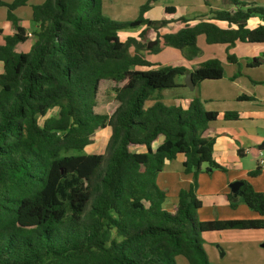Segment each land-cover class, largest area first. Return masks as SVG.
<instances>
[{
  "label": "trees",
  "instance_id": "1",
  "mask_svg": "<svg viewBox=\"0 0 264 264\" xmlns=\"http://www.w3.org/2000/svg\"><path fill=\"white\" fill-rule=\"evenodd\" d=\"M28 1L0 0L13 29L0 44V264H207L204 233L264 229V193L246 181L242 201L258 219L199 221L195 180L179 191L173 212L164 209L157 176L166 162L182 155L183 173L194 179L202 164L221 169L205 137L218 114L203 111L197 96L185 109L166 106L162 93L186 87L175 80L187 69L146 58L172 48L192 61L200 54L199 36L207 45L264 43V8L229 0L235 10L190 24L144 18L157 1L146 0L134 20L115 22L104 17L102 0H43L32 7L30 50L18 53L28 37L13 12ZM253 17L261 25L249 29ZM173 23L176 32L160 31ZM135 28H143L137 37L120 40V31ZM226 60L237 64L233 55ZM261 64L264 54L249 67ZM189 74L195 89L220 80L223 67L210 59ZM101 81L119 85L110 117L94 113ZM51 110L56 113L49 116ZM105 128V156L66 155L83 151ZM260 173L256 167L247 176ZM226 199L235 208L232 195Z\"/></svg>",
  "mask_w": 264,
  "mask_h": 264
},
{
  "label": "rangeland",
  "instance_id": "2",
  "mask_svg": "<svg viewBox=\"0 0 264 264\" xmlns=\"http://www.w3.org/2000/svg\"><path fill=\"white\" fill-rule=\"evenodd\" d=\"M40 0H31L25 7H22L21 10L23 12H29L30 6L34 5ZM237 3L246 4L249 2H255L256 6L264 8V0H235ZM146 2V0H102V10L103 15L107 20L115 21V22H129L134 20L139 14V8ZM165 7H173L175 10L174 15H166L164 12ZM235 6L229 0H157L154 7L148 11V20L151 21H160L161 19H173L176 20L178 18H184L185 20H194L201 18L203 16H209L215 12L219 11H230L234 9ZM145 16V15H144ZM145 18V17H144ZM28 26L32 28V22L26 23ZM175 24V23H173ZM173 24H170L163 28L160 31H164L165 29L171 30L173 29ZM179 26L178 24H175ZM170 27V28H168ZM142 28L135 29H127L121 32H128L129 34H136L140 32ZM172 33V32H170ZM154 37L153 31L149 33V38L152 39ZM31 38V37H30ZM197 46L200 49L199 56L194 59L198 61L196 64L199 65L207 60L216 59L221 62L223 67V76L226 79V74L228 71V67H233L232 76L236 80L242 78L246 84L245 86L249 88L256 87H264V81L257 80L262 76L264 69L261 71H257L256 69H251V74L245 73L247 67L252 63L254 58L244 57L240 55L234 56L237 59V64H230L227 62L226 57L227 54L233 49H223V53L219 52L218 49L206 51L204 49L207 46L204 43V38L201 36V39L197 41ZM222 53L220 57H223L225 60L222 62L217 53ZM231 55V54H230ZM154 56V60L160 66H183L179 61L176 60V57L167 53V49L162 51L157 55H147L146 58H151ZM149 60V59H148ZM152 61V60H150ZM153 61V62H155ZM224 64V66H223ZM264 66V64H261ZM185 67V66H183ZM186 68V67H185ZM264 68V67H263ZM187 69V68H186ZM188 70V69H187ZM230 72V71H229ZM229 78V83L231 84V78ZM185 76L183 78H177L175 81L177 83L185 82ZM235 84V83H234ZM119 85H114L110 81H101L98 86L97 96H96V106L94 108V113L99 115H104L110 117L116 107L117 102L114 98V87ZM235 86H239L236 84ZM241 92V91H239ZM235 93V90H229L226 86L219 83H209V84H199L192 91L186 86H180L173 89L165 90L162 93L163 100H167V98L171 99V102H166L167 105H175L184 107L186 104L184 100H191L193 97L197 96L203 111L208 112L207 109L212 108L215 109L217 105L226 104L225 99L230 96H237L238 93ZM220 100V101H219ZM220 107V106H217ZM213 112V111H212ZM56 113V110L49 111L48 115L52 116ZM110 137V129L105 128L96 132L93 143L87 146L83 151L76 152L71 151L66 155H75V154H99L106 155V146ZM263 159H264V151H263ZM175 161L172 164H176ZM257 167V159L250 155H246L244 158L240 159L239 164H235L233 166H221V169L217 168H209L207 164H202L200 172L197 174V178L194 179L191 175L188 177L191 179V183H195L193 185L195 193H199V195L212 193L221 188L224 184L228 182L232 175V178L239 177L241 175L242 181H246L249 184L255 180L256 177L251 178L247 176L246 173L254 170ZM207 168L209 169L207 171ZM245 171V172H244ZM233 173V174H232ZM232 174V175H231ZM240 179V178H239ZM240 180H235L226 184V192H229L228 186L233 182H237ZM228 195V194H227ZM225 195L224 197L226 198ZM228 202V201H227ZM229 203V202H228ZM231 203L235 205L236 209L237 205L245 206L242 201V196L237 195L232 197ZM247 210H249L247 208ZM230 212V211H228ZM239 212V211H238ZM216 211H213V215L215 217ZM221 216V214H219ZM237 232V236H225V238H219L218 244L215 245L209 244L203 241L202 248L207 255V264H264V229L260 230H245V231H235ZM207 234V233H204ZM202 235L203 240L209 237V235ZM210 234V233H208ZM263 236V237H262ZM262 237V238H261ZM260 239V241H257ZM223 242V243H221ZM218 247V248H217ZM223 254V255H222ZM179 264H186L184 259H180Z\"/></svg>",
  "mask_w": 264,
  "mask_h": 264
},
{
  "label": "crops",
  "instance_id": "3",
  "mask_svg": "<svg viewBox=\"0 0 264 264\" xmlns=\"http://www.w3.org/2000/svg\"><path fill=\"white\" fill-rule=\"evenodd\" d=\"M30 1L31 0H29L28 3ZM4 2L9 4L11 0H4ZM42 2L43 0H40L37 3H34V5H31L29 12L24 13L23 12L24 10H21L22 7L16 9L13 12V14L21 20V26L25 29V32L28 37V39L24 43L19 44L16 47L15 51L18 53H27L30 50V45H31L30 37L32 31L35 29V25L32 23L33 26L31 28L26 23L30 21L32 22L31 20L32 7L36 5H40ZM250 4L256 5L255 2H249L247 3V6ZM154 5L150 8V10L154 7ZM235 8L231 10H235ZM148 11L144 14L145 15L144 17L146 19H148L149 17ZM210 19H211V15L203 16L201 18L188 20V21L190 24H194L199 20L208 21ZM216 23L219 26L222 27L225 26V23L222 22H216ZM259 25H261V21L258 19V17H253L249 19L247 22V27L249 29H254ZM172 26H173L172 31L165 29L164 31L161 32L173 33L176 32L177 29L179 28V26L175 24H173ZM12 33H13L12 26L6 20V9L4 7H1L0 8V44H2L4 37L12 35ZM139 33L140 32H137L136 34L132 35L129 34L128 32H121L120 35L119 32L118 35L120 40L124 41L128 37H133V38L137 37ZM200 39L201 36L197 38V41H199ZM229 48H233L229 52V54L233 56L240 55L255 59V58H259L262 54H264V43H260V44L236 43L234 47H228L226 45H207L204 47L206 51L218 49V51L222 53H223V49H229ZM165 49H167L168 54L176 57V60L179 61L183 66H185L188 69L187 72H189L198 63V61L196 60L186 61L185 59H183V57L177 50H174L172 48H165ZM219 52L217 54L220 57L222 53ZM148 59L152 60V62L155 61L154 56ZM220 60L224 62L225 59L223 57H220ZM263 67L264 66L261 65L258 67H247L245 73L251 74L252 71L250 70L253 68L256 69L257 71L259 70L261 71L262 69H264ZM233 69H234L233 67H228L226 79H224L223 76L220 80L217 81H202L200 83V84L202 83L209 84V83L222 82V84L226 86L229 90H235V93L241 91L238 93L236 97L228 96L225 99L226 104L217 105L220 107L215 106V109L212 108L207 109L208 112H212V111L216 112L218 114V117L216 121L211 122L209 124L208 126L209 129L205 133V137L207 139L212 140L213 160L219 166H223V167L224 166L231 167L235 164L236 165L239 164L241 158H244L246 155H250L249 151L251 149L258 150V146L264 142V87L254 86V88H249L245 86L246 82L242 78L236 80L234 76H232ZM2 71H3V66L2 63L0 62V74L2 73ZM231 76H232L231 80L234 82L230 84L229 78ZM257 80L264 81V72L262 73V76ZM178 84L181 85L182 83L179 82ZM236 84H238L239 86L238 87L235 86ZM239 97H247L250 98V100H239L238 99ZM166 99H167L166 101L163 100V103L165 105H167L166 102L172 101L167 97ZM189 101L190 99L184 100L186 105L182 108L185 109ZM168 106H175V105H168ZM225 113H236L238 115V119L233 121L224 120L223 115ZM173 161L175 162L177 161L176 164H172ZM182 161H183V156L177 155L176 159L165 163L162 171L157 176V185L165 193V201L163 203V207L168 212L174 211L175 206L177 204L179 191L188 188V186L191 184V179L188 178L191 174L183 173ZM242 174L239 175V177H235V178H232V176H237V175H232L226 184L235 180L242 181L241 179ZM226 184L221 186L219 190L212 193H207L202 195H199V193L197 194L195 193L196 198L201 203V208L198 210L197 213L198 220L201 222H209V221H224V220L258 219L259 216L255 212L250 210L247 206L246 207L249 210H247V208H245V206L242 205H237L235 210H233V208L230 207L229 203L227 202V199L224 197L227 194H231L229 187H228L229 192H226L227 190ZM250 185L254 191L264 193V170H261L260 175L257 176L255 180L250 183ZM231 195L232 197H235L233 194ZM214 210L217 212L215 217L213 215ZM219 214H221V216ZM204 235H209V237L204 239L207 245L209 244L215 245L216 243L217 244L219 243L218 242L219 238L223 239L227 235L234 237L240 234H237L235 230H230V231L211 232L210 234L207 233ZM257 241H260V239H258Z\"/></svg>",
  "mask_w": 264,
  "mask_h": 264
},
{
  "label": "water",
  "instance_id": "4",
  "mask_svg": "<svg viewBox=\"0 0 264 264\" xmlns=\"http://www.w3.org/2000/svg\"><path fill=\"white\" fill-rule=\"evenodd\" d=\"M185 82L184 85L187 86L191 91L194 89V85L191 79V75L189 72L185 73ZM258 150L264 151V142L258 146ZM243 186V183L241 181L233 182L229 184V190L230 193L234 196L241 195V187Z\"/></svg>",
  "mask_w": 264,
  "mask_h": 264
},
{
  "label": "built area",
  "instance_id": "5",
  "mask_svg": "<svg viewBox=\"0 0 264 264\" xmlns=\"http://www.w3.org/2000/svg\"><path fill=\"white\" fill-rule=\"evenodd\" d=\"M255 158L257 159V167L264 170L263 150H259Z\"/></svg>",
  "mask_w": 264,
  "mask_h": 264
}]
</instances>
